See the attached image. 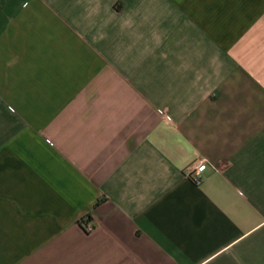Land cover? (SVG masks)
<instances>
[{
	"label": "crops",
	"instance_id": "1",
	"mask_svg": "<svg viewBox=\"0 0 264 264\" xmlns=\"http://www.w3.org/2000/svg\"><path fill=\"white\" fill-rule=\"evenodd\" d=\"M0 264H264V0H0Z\"/></svg>",
	"mask_w": 264,
	"mask_h": 264
},
{
	"label": "built area",
	"instance_id": "2",
	"mask_svg": "<svg viewBox=\"0 0 264 264\" xmlns=\"http://www.w3.org/2000/svg\"><path fill=\"white\" fill-rule=\"evenodd\" d=\"M206 169H207V165L205 163H202L196 167L191 168L189 172V176L193 180H200ZM89 230L91 231L92 229Z\"/></svg>",
	"mask_w": 264,
	"mask_h": 264
}]
</instances>
